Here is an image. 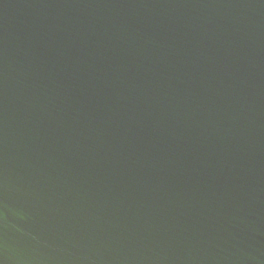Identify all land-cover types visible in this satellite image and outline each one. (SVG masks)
I'll return each instance as SVG.
<instances>
[{
    "label": "water",
    "instance_id": "1",
    "mask_svg": "<svg viewBox=\"0 0 264 264\" xmlns=\"http://www.w3.org/2000/svg\"><path fill=\"white\" fill-rule=\"evenodd\" d=\"M0 264H264V0H0Z\"/></svg>",
    "mask_w": 264,
    "mask_h": 264
}]
</instances>
